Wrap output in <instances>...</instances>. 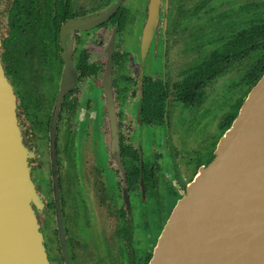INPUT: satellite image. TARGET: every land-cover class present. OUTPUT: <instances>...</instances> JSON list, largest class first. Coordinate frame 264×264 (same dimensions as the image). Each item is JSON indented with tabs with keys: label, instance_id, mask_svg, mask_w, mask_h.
<instances>
[{
	"label": "flooded vegetation",
	"instance_id": "1",
	"mask_svg": "<svg viewBox=\"0 0 264 264\" xmlns=\"http://www.w3.org/2000/svg\"><path fill=\"white\" fill-rule=\"evenodd\" d=\"M263 2L238 11H249L250 20L263 13L258 7ZM145 3L0 0V70L26 152L36 198L28 203L46 264L146 263L152 247L147 236L158 217L139 222L132 198L144 204L147 191H157L161 155L153 140L139 135L164 125L170 101L199 104L206 84L228 71L226 60L215 62L222 57L217 43L228 36V0H159L158 19L141 57ZM107 58L119 163L111 151L102 87ZM151 59L158 64L149 71ZM206 62L211 76L203 80ZM144 96L151 109L162 98L159 118L149 113L141 119ZM209 145L211 150L213 141ZM131 157H136V180L126 179L127 170L135 169ZM173 180L181 190L186 179Z\"/></svg>",
	"mask_w": 264,
	"mask_h": 264
},
{
	"label": "water",
	"instance_id": "2",
	"mask_svg": "<svg viewBox=\"0 0 264 264\" xmlns=\"http://www.w3.org/2000/svg\"><path fill=\"white\" fill-rule=\"evenodd\" d=\"M158 5L159 0H146L141 57L158 19ZM109 79L107 58L102 87L111 151L119 163ZM12 105L0 70V264H46L28 203L36 198ZM145 264H264V70L174 199Z\"/></svg>",
	"mask_w": 264,
	"mask_h": 264
},
{
	"label": "rangeland",
	"instance_id": "3",
	"mask_svg": "<svg viewBox=\"0 0 264 264\" xmlns=\"http://www.w3.org/2000/svg\"><path fill=\"white\" fill-rule=\"evenodd\" d=\"M252 1L259 3L261 0H228V21L234 19V11H238L239 8ZM242 16L247 20L250 12L247 11ZM155 63L158 64L156 60H148L149 71L154 70ZM249 64L250 58L247 57L231 62L227 72L218 75L206 84L203 88L202 99L195 106L170 101L165 110L164 125L159 128L143 129L144 135H139L141 138L146 137L153 140L155 152L161 155L159 168L155 175L157 191L152 194L151 190H148L144 204L140 203L137 198H132L139 222L141 220L145 222L147 219L150 223L152 215L158 217V219H153V229L149 230L148 238L145 239L148 247L154 243L161 227V219H165L164 216L167 215L174 199L181 191L175 188L173 179L177 180L180 177L181 181L186 179L185 182H187L191 172L195 169V163H201L208 157L211 151L209 142L214 141L219 135L220 120L231 110L237 96L242 91L241 79ZM144 146L147 149L146 144ZM146 158L150 161L151 154L144 151V159ZM156 194L158 195L157 201L154 200ZM137 229H140L139 225Z\"/></svg>",
	"mask_w": 264,
	"mask_h": 264
},
{
	"label": "trees",
	"instance_id": "4",
	"mask_svg": "<svg viewBox=\"0 0 264 264\" xmlns=\"http://www.w3.org/2000/svg\"><path fill=\"white\" fill-rule=\"evenodd\" d=\"M258 7L260 8V10H262L263 13H261L257 17L253 15V17L247 21L242 20V11H234L233 17L237 18V21H228V36H226L225 41L219 40V43H217L216 54H218L219 56L222 55V57H219L217 61H215L217 63L218 60L220 63L226 60V64L229 65L231 62H235L240 58H250L249 67L243 75V78L241 79L242 91L237 96L231 110L228 112V115L222 119L219 125V135L231 122L248 88L255 82V80L264 70V2L261 3ZM207 44L209 43L202 42V46ZM216 66L214 70L216 69ZM209 67L210 64L208 62H206L204 65H201V79L206 80L209 76H211ZM145 87L146 86H144V89ZM161 101L162 98L155 99L151 109L150 106L147 105L146 96H144V98L142 99V103H140V113L142 116L141 119H146L149 113H152L154 118H159L162 112ZM153 122L159 123L161 122V120ZM135 160L136 157H131V159L128 161L131 165L134 166L135 169H132L131 171L127 170V180H136L138 176V167L136 166L137 163L135 162Z\"/></svg>",
	"mask_w": 264,
	"mask_h": 264
}]
</instances>
